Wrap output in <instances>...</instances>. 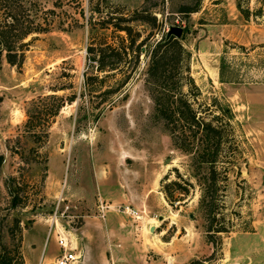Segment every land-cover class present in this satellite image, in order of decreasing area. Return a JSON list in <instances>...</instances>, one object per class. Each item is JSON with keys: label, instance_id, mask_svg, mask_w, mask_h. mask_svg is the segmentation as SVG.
<instances>
[{"label": "rangeland", "instance_id": "374dc122", "mask_svg": "<svg viewBox=\"0 0 264 264\" xmlns=\"http://www.w3.org/2000/svg\"><path fill=\"white\" fill-rule=\"evenodd\" d=\"M39 1L53 9L49 30L24 38L19 66L1 57L0 245L12 244L17 219L25 264H50L61 250L59 231L76 246L72 264H264V0ZM113 22L128 24L136 40L108 71L97 67L99 45L129 43ZM171 24L182 26L177 38L189 51L188 69L183 52L175 69L180 91L202 113L230 109L235 130L234 158L223 152L217 164L229 230L214 241L191 154L173 145L146 70L150 49ZM177 85L164 91L177 93ZM47 93L65 97L54 115L46 109L52 101L39 98ZM27 108L47 121L44 131L23 126ZM176 178L187 190L175 189L170 202L163 184ZM100 185L124 188L128 197L113 203L95 193ZM100 199L132 231L107 234ZM126 205L140 217L123 212Z\"/></svg>", "mask_w": 264, "mask_h": 264}, {"label": "trees", "instance_id": "16d2710c", "mask_svg": "<svg viewBox=\"0 0 264 264\" xmlns=\"http://www.w3.org/2000/svg\"><path fill=\"white\" fill-rule=\"evenodd\" d=\"M185 10L189 12L195 10V8L186 7ZM51 12H53V9L41 5L39 0H0V64L2 54L10 64L16 66L21 64L24 58V50L29 44V41H24V38L35 32L49 30L52 20ZM133 18L142 19L138 16ZM112 24L117 29L124 30L127 33L129 43L128 45L121 44L115 47L110 43L99 45L101 56L98 58L97 67L108 71L119 66L126 47L132 49V45L136 40L130 34L131 30L128 24L121 25L119 22H113ZM106 52L108 53L105 54ZM182 52L185 58L182 65L187 70L186 59L189 56V51L183 47L179 38L172 34L166 36V33H163L150 49L146 70L149 82L153 84L152 91L156 111L164 117L173 145L191 154L193 175L201 187L198 202L205 222L207 239L208 241H214L217 236H220L221 232L229 230L221 208V197L217 196V190L220 186L217 177L220 170L217 169V164L218 162L223 164L225 161L220 159L223 158V152L228 153L226 158L230 159L225 158L228 162L234 158L233 156L237 150L235 130L230 122V109L221 106V113H214L212 109L208 112L204 110V113H202L180 91L181 80L177 78L175 69L177 65L180 66L179 58ZM176 53H178L177 57ZM104 54L111 59L105 60ZM187 78L189 82L192 81L191 76L188 75ZM173 82L178 84L177 93L175 89L172 93L171 88L164 91L166 86ZM111 90L108 87L103 92ZM176 94L178 96H175ZM39 98L49 102L52 101L50 106L46 108L51 115L56 114L65 101V97L56 93L43 94ZM74 98V95L67 97L68 101H72ZM34 112L37 111L26 109L28 118L23 126L28 131L34 130V133L44 131L47 127V121H38ZM224 141H227L230 145H225ZM7 186L11 194V203L13 205L18 204L20 196L14 190V187ZM177 188H182L183 192L184 189L187 190L186 187H182L177 178L170 179L163 184V190L170 202L173 201L174 190ZM20 231L19 220L15 219L10 227L12 244L1 243L0 245V264H25L21 251ZM195 260V258L191 259L188 264H194Z\"/></svg>", "mask_w": 264, "mask_h": 264}, {"label": "crops", "instance_id": "0c3cea01", "mask_svg": "<svg viewBox=\"0 0 264 264\" xmlns=\"http://www.w3.org/2000/svg\"><path fill=\"white\" fill-rule=\"evenodd\" d=\"M95 193L101 194V196H104V198H110L113 203L120 201L122 198L128 197L126 194V189L118 187L114 192H110L108 187L105 185L103 186V189H101V185L99 187H95ZM97 191V192H96ZM131 197L135 196L134 193L130 194ZM132 197L131 199H133ZM132 220H134L133 217H131ZM105 221V228L107 234L113 235L115 232L122 233L124 231H132V223H128L127 218H125L123 215L119 216L118 211L117 212H108L106 213V217L104 216ZM130 222V221H129ZM131 226V228H130ZM123 234V233H122ZM74 242V241H72ZM110 246L116 244L112 238H110L109 242ZM119 244V243H117Z\"/></svg>", "mask_w": 264, "mask_h": 264}, {"label": "built area", "instance_id": "2783aa9c", "mask_svg": "<svg viewBox=\"0 0 264 264\" xmlns=\"http://www.w3.org/2000/svg\"><path fill=\"white\" fill-rule=\"evenodd\" d=\"M98 208L100 210V215L104 216L106 211L110 208V204L103 202V200L98 201ZM123 212L133 215L136 218L140 217L134 209H130L129 205L121 209ZM57 217L56 210L54 211V219ZM56 241L60 246L61 250L58 256L50 264H72L78 260L79 254L75 251L76 246L73 245L71 237L66 235L63 231L56 232Z\"/></svg>", "mask_w": 264, "mask_h": 264}, {"label": "water", "instance_id": "95a60500", "mask_svg": "<svg viewBox=\"0 0 264 264\" xmlns=\"http://www.w3.org/2000/svg\"><path fill=\"white\" fill-rule=\"evenodd\" d=\"M183 28L182 26L171 24L168 26L167 31H166V36L169 35H174L175 37H180L182 34ZM262 178L264 180V173L262 175ZM152 228V227H151Z\"/></svg>", "mask_w": 264, "mask_h": 264}]
</instances>
